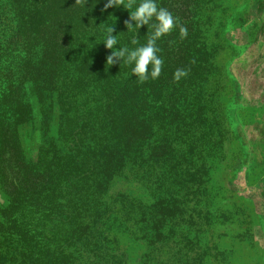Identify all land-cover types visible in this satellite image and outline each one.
I'll use <instances>...</instances> for the list:
<instances>
[{
    "label": "rangeland",
    "instance_id": "obj_1",
    "mask_svg": "<svg viewBox=\"0 0 264 264\" xmlns=\"http://www.w3.org/2000/svg\"><path fill=\"white\" fill-rule=\"evenodd\" d=\"M11 1L0 0L2 81L7 65L16 81L33 63L31 40H8L20 24ZM222 1L204 13L206 66L183 94L163 93L174 116L104 187L84 164L102 158L100 138L78 144L66 134H89L81 115L103 101L85 89L89 78L65 73L41 101L29 84L4 92L0 83V264H264V0ZM91 95L96 106L85 105ZM21 173L60 181L29 202L39 207L16 209L6 185ZM173 201L179 216L166 219ZM14 219L21 242L2 234ZM99 220L109 261L91 238ZM48 239L59 244L56 259L39 250Z\"/></svg>",
    "mask_w": 264,
    "mask_h": 264
},
{
    "label": "trees",
    "instance_id": "obj_2",
    "mask_svg": "<svg viewBox=\"0 0 264 264\" xmlns=\"http://www.w3.org/2000/svg\"><path fill=\"white\" fill-rule=\"evenodd\" d=\"M12 2L16 3L13 11H18L20 24L8 40H31L33 63L30 70L27 68L25 75L16 81L11 80L13 72L7 65L3 76L5 81L0 80L2 91L8 92L14 86H18L19 91L23 92L24 85L29 84L41 101L43 92L52 93L56 89L55 83L58 78H63L65 73L72 72L77 76L89 78L85 89L92 94L98 89L103 101L98 107L92 95L86 100L85 105L92 102L96 106L92 110L87 109V113L81 115L80 125H88L89 134H82L79 131L80 135L73 134L69 132L72 127L68 128L66 134L68 136L69 133L77 142L80 141V137L100 138L98 153L102 158L97 161L93 159L92 163H89L91 159H86L84 164L88 170L92 168V172L96 171L101 175L99 182L102 187L116 173H123L125 169L135 166L144 154L142 143L154 136L159 123L163 122L167 115L174 116L166 108L167 106L172 108L174 105L171 101L168 104L163 93L172 91L168 96L183 94L186 90V78L193 79L196 72L204 69L211 55L203 36L206 30L204 13L223 4L222 0H158L160 7L169 10L179 19L180 25L187 28L188 35L181 39L177 28L161 38L157 42L160 48L159 55L164 61L161 73L156 79L149 78L140 82L132 75L131 66L123 62L107 64L106 58L110 50L105 49L102 44L104 29L100 24L105 22L114 27V35L118 34L120 42L118 46L134 48L147 43L151 29L142 27L137 33L127 32L125 21L128 20L129 13L125 9L110 8L102 12L106 0H12ZM0 3L2 5V2ZM134 35L139 45L131 43ZM177 69L186 71L187 75L180 80L174 79ZM75 79L73 88L81 87V80ZM62 98L57 102L60 108L66 105ZM49 105L52 109L53 103ZM166 122L169 126L172 125V118ZM1 146L2 144L0 148ZM16 154L20 152L16 150ZM21 174L19 183L11 182L6 185L11 193V205H16V209L24 204L30 209L39 207L32 204L45 193L44 184L49 185L54 193L57 182L60 181L52 175H44L41 178L33 173ZM29 202L32 204L29 205ZM164 210L166 219L174 220L179 216L177 213L180 209L175 206L174 201L173 206ZM10 221L13 226L9 223L2 234L9 238L15 237L21 242V236L26 235L25 230L22 226L15 225V219ZM103 226L99 220L91 238L96 245L104 247L100 253L109 261L108 258L115 254L106 246L105 240L101 239L103 236L99 231ZM56 245H59L57 241L48 239V243L42 248L39 247V250L56 259ZM51 248L53 251L49 250ZM63 261L65 264L70 263L67 258Z\"/></svg>",
    "mask_w": 264,
    "mask_h": 264
},
{
    "label": "clouds",
    "instance_id": "obj_3",
    "mask_svg": "<svg viewBox=\"0 0 264 264\" xmlns=\"http://www.w3.org/2000/svg\"><path fill=\"white\" fill-rule=\"evenodd\" d=\"M110 8H123L129 13V18L125 21L127 32L137 33V30L142 27H146L147 30L151 29V32L147 43L144 45H139V41L134 35L131 43L139 46L134 48L120 47L118 46L120 43L118 34H113L114 27L106 22L101 23L100 25H103L104 29L102 44L105 49L110 50V54L106 58L107 64L113 65L123 62L125 65L131 66L132 75L140 82L159 77L164 61L159 55L160 48L157 42L177 28L180 38L184 39L188 35L187 28L182 27L179 19L169 10L160 7L158 0H106L102 12H106ZM186 75V71L177 69L174 73V79L180 80Z\"/></svg>",
    "mask_w": 264,
    "mask_h": 264
}]
</instances>
